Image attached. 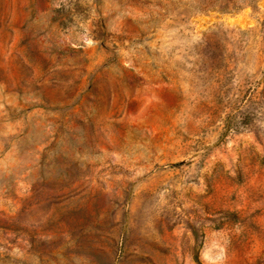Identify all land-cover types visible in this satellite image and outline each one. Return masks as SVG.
Masks as SVG:
<instances>
[{
    "label": "rangeland",
    "instance_id": "rangeland-1",
    "mask_svg": "<svg viewBox=\"0 0 264 264\" xmlns=\"http://www.w3.org/2000/svg\"><path fill=\"white\" fill-rule=\"evenodd\" d=\"M0 264H264V0H0Z\"/></svg>",
    "mask_w": 264,
    "mask_h": 264
}]
</instances>
